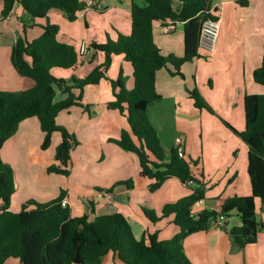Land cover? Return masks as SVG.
<instances>
[{
    "label": "crops",
    "instance_id": "0c3cea01",
    "mask_svg": "<svg viewBox=\"0 0 264 264\" xmlns=\"http://www.w3.org/2000/svg\"><path fill=\"white\" fill-rule=\"evenodd\" d=\"M95 2L101 4V10L83 8L74 20H69L63 11L57 9L48 12L46 18L36 20L39 24L46 20L57 24L58 40L72 44L77 52L82 41L88 44L83 57L78 53V62L74 67L53 68L51 73L55 77L70 82L73 76H85L104 60L103 53L90 47L91 44L115 40L118 33H130L131 0ZM208 5L220 20L215 51L211 55L195 56L184 62L180 67L182 75H172L170 70L173 67L170 64L159 69L155 76V87L161 97L147 107L149 121L156 129L164 149L169 151L175 148V138L181 137L184 158L186 155L200 156V167L195 163L197 171L191 166L194 183H200L203 193V198L192 206L194 211L215 208L217 199L251 194L247 169L248 146L238 134L232 136L233 130L229 125L243 130V96L264 91V86L253 79V70L261 65L264 48V0H209ZM173 7L179 9L181 1L174 0ZM1 9L0 1V91L26 90L34 85V80L16 71L10 54L14 42L22 33V23L27 22L30 16L18 1L6 17H2ZM95 13L103 14L95 16ZM184 23L182 20L154 22L153 41L163 55L180 57L184 54ZM166 26L170 27L169 31L164 30ZM76 27H81V30ZM120 72L124 86L130 89L133 86L132 65L123 54H115L106 71V78H102L98 84L84 86L82 105H72L56 116V122L78 141L70 151L72 164L78 165L75 172L77 186L64 180L65 175L47 171V166L54 162L55 147L61 135L54 132L50 145L46 149L41 148L44 132L37 117L23 119L16 132L3 143L0 157L13 169L14 200L9 206L11 211H19L21 205L30 199L41 203L54 200L63 191L71 215L87 213L93 219L96 215L118 211L128 218L133 232L138 228L140 237L146 230H157L158 238L166 240L179 231L172 221L173 215L153 223L146 218L143 208L160 215L166 203L189 195L193 187L172 177L150 191L151 180L139 174L136 154L114 142L122 129L128 127L125 117L107 106L114 99L109 80L117 79ZM194 86L199 88L215 113L193 106L187 90ZM56 91L57 99L65 96L59 89ZM73 91L78 93L77 88H73ZM213 127L223 136L225 152L219 155L209 153L204 160V147L208 150L211 143L209 140L204 142L203 129L207 134ZM133 177H136L139 186L134 184ZM137 188L141 191L136 193ZM255 203L256 214L258 212L264 221L259 199L256 198ZM163 219H169L173 225L165 236L159 226ZM230 220L231 217H227L225 226H212L183 239V249L191 264H264V232L257 234L255 242L239 247L228 230L241 222L231 224ZM5 264L21 263L18 258L9 257ZM87 264L124 263L109 252L100 263Z\"/></svg>",
    "mask_w": 264,
    "mask_h": 264
},
{
    "label": "trees",
    "instance_id": "16d2710c",
    "mask_svg": "<svg viewBox=\"0 0 264 264\" xmlns=\"http://www.w3.org/2000/svg\"><path fill=\"white\" fill-rule=\"evenodd\" d=\"M1 15L6 17L18 1L30 16L21 25V35L14 42L10 59L16 71L34 80V85L21 91H0V149L3 143L17 130L19 123L31 116L38 118L44 132L41 148L46 149L54 132L61 135L54 151V162L47 166L48 172L69 175L70 151L78 141L64 126L56 122L57 114L72 105H82L85 85L98 84L106 78L112 56L123 54L133 68V86L127 89L121 72L117 79H110L114 99L107 106L118 110L126 119L114 142L131 151L138 158L139 174L151 180L149 190L154 191L168 178L176 177L186 185L194 180L192 161L179 157L176 148L166 151L160 137L149 121L148 105L159 99L156 91V72L168 64L172 75L179 74L181 65L195 56L207 55L197 47L201 20L214 18L209 10V0H180L181 7H173L174 0H131V31L118 33L115 40L93 43L90 47L104 55L102 63L96 65L85 76H73L71 81L55 77L53 68H72L78 62V52L69 43L57 38L58 25L45 21L51 10H61L69 20H74L84 8L82 0H0ZM245 4V1H240ZM182 20L184 23V54L163 55L153 41L155 21ZM36 25L41 33L28 37L27 29ZM261 65L253 70V79L264 86V48ZM78 89V93L73 91ZM56 89L65 96L57 99ZM194 107L215 113L210 104L194 86L188 89ZM245 125L236 130L240 139L248 146V175L251 194L217 199L215 208H204L191 215L194 203L203 198L202 188L193 191L175 202L166 203L161 214L143 208L151 222L173 215V223L179 231L170 239L158 238V231H144L136 238L128 218L121 212L96 215L90 219L87 213L71 215L70 208L62 205V191L58 198L41 203L30 199L19 211H11L14 200V178L12 167L0 157V264L9 257L18 258L21 264H87L100 263L112 252L124 264H191L183 249V239L194 232L207 230L218 215L230 216L235 211L241 224L232 226L228 232L239 247L256 241L258 231L264 229V221L257 218L255 199L264 209V91L261 94L243 96ZM130 185L129 182H126ZM244 227L249 232L243 231Z\"/></svg>",
    "mask_w": 264,
    "mask_h": 264
},
{
    "label": "rangeland",
    "instance_id": "374dc122",
    "mask_svg": "<svg viewBox=\"0 0 264 264\" xmlns=\"http://www.w3.org/2000/svg\"><path fill=\"white\" fill-rule=\"evenodd\" d=\"M95 14H96L95 16H101L103 13H95ZM91 28H92V26H91ZM76 29L80 31L81 30V27H76ZM40 33H41V29L39 27H32L30 29H27V35H28L29 38L32 37V35H34L36 37ZM60 73H61V71H60ZM203 132H204L203 133L204 142L207 141V140H209V142L211 143V146L208 148L209 151L207 150V147H204V160H206L208 158L209 153H212L213 155H219V154H221V152H225L224 151L225 150V147L223 145V140H222L223 139L222 138L223 136L220 134V131H218L217 128L213 127L211 129V131L209 133H207V134L205 133V130L204 129H203ZM235 135H237V133H235L233 131L232 132V136H235ZM197 138L199 140L200 135H198ZM199 158H200V156H198V155H194L193 157H189V156L186 155V157H185L186 160H191L192 161V167H193V169L195 171H197V167L195 166V163L196 164L198 163V167H200V165L202 163V161ZM128 169H130V168H128ZM77 170H78L77 163L72 164V161L70 159V163H69V172H70L69 175L70 176L69 177L64 176L63 179L66 180L67 182H69L71 185L77 186L78 185V181H77L76 174H75V172ZM132 179H133L134 184L137 185V186H139V184H137L136 177L135 178L133 177ZM144 180H147V179H144ZM119 183H121V182L119 181ZM190 185L193 188L200 187V183H198V182L193 183V184H190ZM139 191H141V189L137 188L135 192L137 193ZM146 192L148 194H150L148 191H146ZM180 198H182V197H180ZM180 198L175 199L173 202L177 201ZM169 203H171V202H169ZM229 217H231V220H230L231 221V224L234 223V222H236V221H239L240 220L239 217H238V215L236 214V212L234 210L230 212V216ZM256 217L258 219L260 218L258 212H257V216ZM168 220L167 219H163L159 223L160 228H162L161 229V233H162L163 236H165L167 233H169V231H171L173 229V225L170 224ZM259 232H264V229H262L261 231H258V233ZM134 233H135L134 235L136 236V238H140L139 230H138L137 227L135 228V232Z\"/></svg>",
    "mask_w": 264,
    "mask_h": 264
},
{
    "label": "built area",
    "instance_id": "2783aa9c",
    "mask_svg": "<svg viewBox=\"0 0 264 264\" xmlns=\"http://www.w3.org/2000/svg\"><path fill=\"white\" fill-rule=\"evenodd\" d=\"M94 7L97 10H101L102 6L101 4H98L95 2V0H86L84 3V8H90ZM165 31H169L170 27L166 26L164 27ZM220 31V20L218 18H205L201 20L199 32H198V41H197V47L201 53H205L207 55L212 54L216 49V43L218 40ZM88 50V44L85 41H82L79 45L78 53L80 57H83V55ZM176 143V151L179 157H184V151L182 148V138L176 137L175 138ZM194 180H188L187 184H193ZM110 198V194L107 196ZM62 205L67 204L66 198H62L61 200ZM264 211V209H263ZM199 211H194L191 209V215L195 216ZM227 222V217L225 215H218L216 218L211 220L210 226L212 227H223L225 226V223Z\"/></svg>",
    "mask_w": 264,
    "mask_h": 264
},
{
    "label": "water",
    "instance_id": "95a60500",
    "mask_svg": "<svg viewBox=\"0 0 264 264\" xmlns=\"http://www.w3.org/2000/svg\"><path fill=\"white\" fill-rule=\"evenodd\" d=\"M243 231H244L245 233H248L250 230H249L248 227H244V228H243Z\"/></svg>",
    "mask_w": 264,
    "mask_h": 264
}]
</instances>
